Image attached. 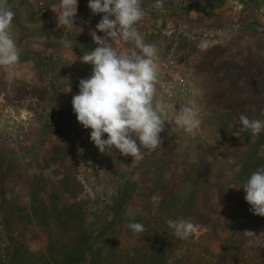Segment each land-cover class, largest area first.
Returning a JSON list of instances; mask_svg holds the SVG:
<instances>
[{
	"label": "rangeland",
	"instance_id": "obj_1",
	"mask_svg": "<svg viewBox=\"0 0 264 264\" xmlns=\"http://www.w3.org/2000/svg\"><path fill=\"white\" fill-rule=\"evenodd\" d=\"M7 2L16 13L10 34L22 59L29 45L42 47L38 37L55 36L50 28L57 16L51 8L58 0ZM144 5L160 15L189 18V23L209 21L201 26L199 37L183 34L185 28L173 24L170 43L157 45L161 62L182 63L191 87L183 106L196 104L198 98L206 101L201 110L206 137H190L172 122L173 128L161 131V144L150 152L154 156L146 155L147 149L141 150L139 160L116 149L102 153L90 143L88 129L63 105V92L54 89L60 88L57 74L64 73L60 67L67 70V64L43 61L45 69L31 76L32 82L15 73L4 76L0 70V109L28 117L29 130L43 133L38 147H32L36 140L13 143L0 132V185L4 187L0 234L35 252L40 263L51 236L65 246L118 200L115 224L123 261L264 264V216L250 211L238 185L243 162L264 164V142H257L264 131L234 135L239 117L231 115L240 112L264 120V0H162L161 7L156 0H144ZM186 6L193 11L188 17H184ZM84 9L78 5V11ZM70 70H76L73 63ZM191 80L203 83L198 94ZM228 89L234 92L228 94ZM233 97L240 98L239 106L231 102ZM166 100L175 105L174 100ZM71 206L85 218L82 228H64L58 221L62 209ZM34 207L37 216L29 214ZM41 207L52 211L46 225L41 222ZM178 218L190 219L198 233L187 239L176 237L167 221ZM133 222L143 224L144 231L130 229ZM147 251L152 258L142 256Z\"/></svg>",
	"mask_w": 264,
	"mask_h": 264
},
{
	"label": "clouds",
	"instance_id": "obj_2",
	"mask_svg": "<svg viewBox=\"0 0 264 264\" xmlns=\"http://www.w3.org/2000/svg\"><path fill=\"white\" fill-rule=\"evenodd\" d=\"M78 2L58 0L51 8L58 25L64 28L61 43L72 57L70 62L76 59L71 34L82 31L74 23ZM156 6L161 7L162 0H156ZM87 7L93 15H102L96 31L90 32L95 47L80 57L92 66L91 75L80 79L71 106L76 120L91 130L90 141L102 153L111 154L116 149L121 155L142 159V149L151 151L161 144L160 133L169 112L177 127L190 137L196 136L203 119L199 105H185L177 110L174 104L157 96L158 49L145 41L138 28L145 15L142 0H87ZM15 15L7 0H0V66L13 70L20 61V50L10 34ZM97 31L103 35H97ZM201 47L206 48L207 44L202 42ZM194 92L198 94V90ZM249 130L254 135L264 131V120L241 114L234 135ZM238 185L243 188L250 211L264 216V166H258ZM167 223L180 239L198 233V226L190 219H169ZM128 227L138 233L144 231L139 222Z\"/></svg>",
	"mask_w": 264,
	"mask_h": 264
},
{
	"label": "crops",
	"instance_id": "obj_3",
	"mask_svg": "<svg viewBox=\"0 0 264 264\" xmlns=\"http://www.w3.org/2000/svg\"><path fill=\"white\" fill-rule=\"evenodd\" d=\"M78 5H82L85 7V9L83 11H77V18L75 19L74 23L76 26H79L82 28V31L80 33H78L76 35V32H72L71 34V38L73 43H75L73 45V54L75 55L76 59L74 61L70 60L72 59V57L70 55L66 54V49L63 48L62 43H61V34L64 31L63 26L58 25V21L57 18L52 20V27L50 28L51 32L53 33V35H55L54 37H38V40L42 43V47L41 45H39L38 47H34L29 45L27 47V50L30 51V53H26V56L22 59H20L19 64L17 65V67L13 70V69H9L7 67L4 66H0V70H4V76L7 75H13L15 73V75H18L21 77L22 80L26 81V82H32V78L31 76L35 77L36 75H38V70H43L45 69V67L43 66L44 63L43 61H58V66H62L64 64H67L68 68L67 70L60 67V69H63V72L61 71V73H58L60 75L57 74L58 77V82H61V85H59L57 87H54L56 92L62 91L63 94L61 95L62 97V103L63 105L66 106L67 110H69V114L73 113L72 110V106H71V100L73 95L77 94L79 89H78V85H79V79L80 78H87L91 75V71H92V66L90 64L84 63L82 62V60L80 59V57L83 56V54L87 51L92 50L95 47V43L92 41V37L90 35L91 31H96L95 29V25L99 22L101 15L102 14H95L93 15L90 11V9L87 7V0H79ZM163 6H167V5H163ZM142 7L145 10V15L142 18V20L139 22L138 24V28L141 31V33L144 36V39L146 42L149 43H153L156 45V47L158 48V44H162V42H167L170 43V39L168 38L169 32L172 29V25L173 24H178L179 27H181L180 25H182V30L185 28V31L183 32L188 34L191 32L192 37L194 34H196V37H199V35L201 34L200 28L202 25H205L206 23H208L209 21H202L201 23L196 22L195 20L191 21V23H189L187 20L189 19H179L178 16H169V15H160L159 11H156V9H150L149 7H147L146 5H144V0H142ZM169 8V7H166ZM165 11H169V9H164ZM161 11H163L161 9ZM185 11V10H184ZM188 11L187 13L185 12L186 15H184V17H188V15H191V13L193 12L192 10H186ZM177 13L180 14L181 9L176 11ZM178 14V15H179ZM174 18V19H173ZM190 20V19H189ZM206 28V27H205ZM213 28L214 26L212 25V28L209 30L210 32H213ZM206 33V32H205ZM97 35H103V33H100L97 31ZM76 36V37H75ZM33 45V44H32ZM162 46V45H161ZM189 55V54H188ZM163 59V56H160V54L158 53V72L160 74V71L163 70L162 67V63L161 60ZM189 58H187V63H188ZM71 63H73L76 66V70H70L71 69ZM61 75H63L62 77H60ZM25 77H27L25 79ZM191 83L193 84L194 88H196L198 91H201L204 86L203 83H199V84H195L193 82V80H191ZM197 85V86H196ZM203 86V88H202ZM70 87V90L66 91L68 88ZM157 87V96L158 98H163L166 102L170 103L169 101H167L159 90L158 86ZM199 88V89H198ZM229 91H226L228 94L229 93H233L234 91L231 89H228ZM237 94V93H236ZM240 96V95H239ZM211 99H209L210 102ZM208 101V100H207ZM240 98L237 97H233L231 102L235 103L237 106L240 105ZM196 104L199 105V110L201 112V110H204V107L206 105V101H204L202 98H198V100L196 101ZM176 107V106H175ZM177 109V108H176ZM179 110V109H177ZM72 114V115H73ZM237 115L238 117H240V112H235V113H231V115ZM168 121L164 122V128H173L172 122H174L172 120V113L169 112L168 114ZM208 116V115H207ZM168 124H170L169 126H167ZM32 126V121H31V125ZM31 128V127H30ZM90 129H88V134H90ZM43 133L37 134V128L36 129H30L29 132L26 134V139L24 140L23 143H28L30 142V140H36V142L34 144H32L34 147L35 145L38 144L39 140H40V136H42ZM206 129L203 127H201V130L199 131V133L196 135V137H201L204 138L206 137ZM89 136V135H88ZM106 136V134H105ZM90 143H92L90 141ZM38 147V145H37ZM45 147H47L45 145ZM200 151V150H199ZM151 151H144V153L146 155H149ZM155 153H151L150 155L154 156ZM144 162V161H143ZM142 164V163H141Z\"/></svg>",
	"mask_w": 264,
	"mask_h": 264
},
{
	"label": "trees",
	"instance_id": "obj_4",
	"mask_svg": "<svg viewBox=\"0 0 264 264\" xmlns=\"http://www.w3.org/2000/svg\"><path fill=\"white\" fill-rule=\"evenodd\" d=\"M186 10L188 6L185 7ZM212 11H208L210 14ZM258 144L264 142L263 135L260 134L259 139L257 140ZM256 146V145H255ZM264 163V161H263ZM261 164V165H260ZM258 166H264L260 161H256L254 165L243 162L242 169L240 174H242V181L244 175L246 177L254 171ZM241 176V175H240ZM241 195H245L243 188L240 187ZM4 194V187L0 185V198ZM56 196L53 194L52 199ZM35 200V197H34ZM108 206V211L106 210L104 215H99L98 218H95V222L89 224V227L83 229L81 232H78L76 236L66 243L65 246H62L58 239L55 237H50L49 245L47 246V251L45 254L40 255L44 259L40 262L41 264H136V262L130 263L128 260H122V251L121 246H119V236L116 231V219L118 215V207L121 206L120 201L114 200V204ZM1 208V206H0ZM75 207H66L62 209L57 218L58 221H62V226L66 228L67 226L76 228H82V224L85 221V218L82 217V214L73 211ZM40 216L42 218L41 222L53 218L52 211L48 208H40ZM34 216H37V210L33 208L32 213ZM29 216V215H28ZM3 221L6 227L8 225L7 218H4ZM38 219V217H37ZM1 224V223H0ZM46 225V224H45ZM66 226V227H65ZM7 230V229H6ZM9 234V233H8ZM4 239L0 234V264H40L38 263V255H35V252H30L27 248L18 242H14L13 239H9V235H6ZM226 250H230L226 247ZM150 252H143L142 256H147V258H152V256L147 255ZM124 258V257H123ZM238 261V258L234 260ZM155 264V263H153Z\"/></svg>",
	"mask_w": 264,
	"mask_h": 264
},
{
	"label": "built area",
	"instance_id": "obj_5",
	"mask_svg": "<svg viewBox=\"0 0 264 264\" xmlns=\"http://www.w3.org/2000/svg\"><path fill=\"white\" fill-rule=\"evenodd\" d=\"M163 70L160 71L157 86L161 94L175 101L176 107L181 109L185 98L189 97L191 87L181 68L182 63L174 60L161 62ZM30 121L22 114H13L7 108L0 109V132L7 140L13 143H23L29 130Z\"/></svg>",
	"mask_w": 264,
	"mask_h": 264
}]
</instances>
